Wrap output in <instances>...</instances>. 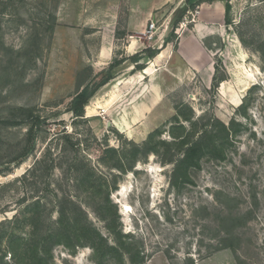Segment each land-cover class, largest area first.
I'll list each match as a JSON object with an SVG mask.
<instances>
[{
    "label": "rangeland",
    "instance_id": "374dc122",
    "mask_svg": "<svg viewBox=\"0 0 264 264\" xmlns=\"http://www.w3.org/2000/svg\"><path fill=\"white\" fill-rule=\"evenodd\" d=\"M150 1L0 0L4 264H14L12 252L21 254L32 241L33 224L42 232L52 227L62 197L85 212L106 242L98 256L89 246L74 251L54 246L49 264H264V60L257 52L264 50V0H230V34L212 45L219 50L213 58L216 75L227 76L218 88L207 81L210 60L189 65L177 53L197 7L188 18L170 22L176 5ZM151 21L156 27L151 40L162 36L151 46L164 50L152 83L139 77L141 69L132 60L136 53L125 48L138 37L132 31L145 34ZM113 62L120 63L113 79L75 118L68 112L75 94ZM245 97L251 99L248 120L236 113ZM29 110L45 120L31 140V121H24ZM187 117L197 127L203 117L226 124L235 118L246 129L236 135L226 161L205 159L185 183L172 187L174 163H163L166 147L159 143L173 141L180 124L189 130ZM10 120L17 123H6ZM150 137L157 153L138 156L125 172L113 167L117 158L110 149L120 152ZM106 195L110 206L104 211ZM105 218L138 253L133 263L106 250L116 242Z\"/></svg>",
    "mask_w": 264,
    "mask_h": 264
},
{
    "label": "trees",
    "instance_id": "16d2710c",
    "mask_svg": "<svg viewBox=\"0 0 264 264\" xmlns=\"http://www.w3.org/2000/svg\"><path fill=\"white\" fill-rule=\"evenodd\" d=\"M190 1V0H189ZM221 1L225 3V24L232 25V21L229 18V12L231 10L230 0H197L191 4L190 11L199 6L203 2H215ZM172 35V33L170 34ZM239 41L244 45V40L240 34H236ZM170 38V36H169ZM169 38L165 40V43L169 42ZM257 52L261 53V57L264 60V50L258 49ZM159 53V49L147 48L139 53L133 55V63H138L139 59L145 57L147 61L154 58ZM120 64L113 62L109 68L97 74L91 82L80 89L73 97L68 112L75 118H80L84 114L85 106L90 99L97 93L99 89L105 86L113 79V70ZM137 65V64H136ZM141 69V66H137ZM215 73L212 77V85L214 88H218L219 84L227 80V76L221 78L217 77L218 66L214 65ZM257 87V86H256ZM251 103L250 97L243 98L242 103L237 108L236 113L238 116L248 120L247 109ZM25 120L31 121V126L28 130V140L35 138L39 128L45 123V120L41 116L35 115L33 111H27ZM176 123H180V114L175 116ZM184 121L190 123L189 130L180 124L178 129L180 134L172 132L173 141L160 142V145L166 147L165 155L163 156V163L173 164L174 167L171 172L170 184L172 187H179V185L185 183L188 180V172L190 170H199L203 160L209 161H226L229 154V149L234 145L236 135L242 130L246 129L243 122L232 118L229 123H224L216 117L201 118L202 123L200 127L197 121L192 120V117L183 118ZM6 123H17V121H6ZM129 148H123L120 152L116 149H110L109 152H113L116 155V163L113 167L121 172L132 169V163L135 162L138 156H145L148 153H157L156 143L153 144L152 137L145 141L141 145H137L133 142L129 143ZM34 146V145H33ZM33 146L30 147L22 157V160L27 157L33 150ZM173 152L171 155L170 152ZM174 155H180L175 159ZM174 157V158H173ZM22 160H19L21 162ZM127 163V164H126ZM101 208L105 211L110 206V201L106 195L103 200ZM56 212L57 220L51 225L52 227L44 232L40 231L36 224H33V230L31 234L32 241L25 244L21 254L12 252L11 260L14 264H49L51 258V250L54 246L63 245L68 250L74 251L78 247L89 246L97 256L101 251V244L106 242L103 237L96 231L89 220L85 216V212L74 202L67 197H62L57 202ZM37 219L40 218V213L37 214ZM107 220V230L115 235V246H107L106 250L120 253L121 257L127 255L131 263L134 262L135 256L133 254V248L127 246L121 239V235L115 232L112 228V219L105 218ZM10 221H7V223ZM4 226V225H2ZM133 261V262H132ZM0 264H4L2 258H0Z\"/></svg>",
    "mask_w": 264,
    "mask_h": 264
},
{
    "label": "crops",
    "instance_id": "0c3cea01",
    "mask_svg": "<svg viewBox=\"0 0 264 264\" xmlns=\"http://www.w3.org/2000/svg\"><path fill=\"white\" fill-rule=\"evenodd\" d=\"M150 2H167V4H175V8L171 9L170 22L183 17L188 18V13L190 12L189 3H195L196 0H155ZM132 18L128 19V26L131 25ZM168 23V22H167ZM132 29V28H130ZM131 31V30H130ZM231 25L225 24V3L221 1L215 2H203L197 6L196 14L191 28L184 30L180 40L177 44V53L183 59L184 62L191 65L196 59L204 57L207 61V81H212V77L215 73L213 58L217 55L218 49L212 48V45L217 42H226L227 34H230ZM132 33L138 35L134 37L135 40H131L125 47L127 51H133V53L141 52L147 48L155 49L151 46L153 43H158L162 36L158 37L156 40H149L142 30H138ZM211 44L208 45V44ZM162 47V46H161ZM159 49V53L153 58L155 60L152 62L143 61L134 63L137 66H141V73L139 77L144 80L148 79L149 82H154L156 74H158L162 69V64L164 58H162L163 49ZM108 53H105L106 56ZM106 60V58H102ZM194 68V67H193ZM196 69V68H194ZM197 72V70H195ZM138 74H133L132 79H139Z\"/></svg>",
    "mask_w": 264,
    "mask_h": 264
},
{
    "label": "built area",
    "instance_id": "2783aa9c",
    "mask_svg": "<svg viewBox=\"0 0 264 264\" xmlns=\"http://www.w3.org/2000/svg\"><path fill=\"white\" fill-rule=\"evenodd\" d=\"M192 15V13L191 12H189L188 13V15ZM195 14H196V11H195ZM192 16H195V15H192ZM194 18V17H193ZM155 29H156V27H155V23L154 22H150V24H149V26H148V28L145 30V36L149 39V40H151L152 38H153V36H154V31H155Z\"/></svg>",
    "mask_w": 264,
    "mask_h": 264
},
{
    "label": "bare ground",
    "instance_id": "6f19581e",
    "mask_svg": "<svg viewBox=\"0 0 264 264\" xmlns=\"http://www.w3.org/2000/svg\"><path fill=\"white\" fill-rule=\"evenodd\" d=\"M247 75L249 76V78H250V77L253 78L252 73H248Z\"/></svg>",
    "mask_w": 264,
    "mask_h": 264
}]
</instances>
